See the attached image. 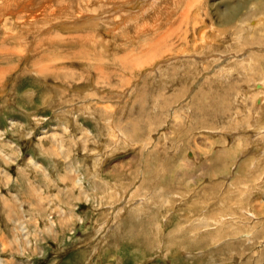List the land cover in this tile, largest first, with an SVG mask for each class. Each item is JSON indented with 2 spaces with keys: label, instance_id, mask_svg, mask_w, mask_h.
Here are the masks:
<instances>
[{
  "label": "rangeland",
  "instance_id": "obj_1",
  "mask_svg": "<svg viewBox=\"0 0 264 264\" xmlns=\"http://www.w3.org/2000/svg\"><path fill=\"white\" fill-rule=\"evenodd\" d=\"M192 1L0 0L5 264H264V8Z\"/></svg>",
  "mask_w": 264,
  "mask_h": 264
},
{
  "label": "bare ground",
  "instance_id": "obj_2",
  "mask_svg": "<svg viewBox=\"0 0 264 264\" xmlns=\"http://www.w3.org/2000/svg\"><path fill=\"white\" fill-rule=\"evenodd\" d=\"M194 1V0H193ZM192 1V2H193ZM243 1H245V2H249V3H252L253 5H252V8L251 9H249L247 12H245L244 14L242 13V5H241V3L243 2ZM238 0L237 1V3L235 4V5H233V6H231V5H229V4H225V5H223V6H219L218 7V12H219V15H220V18H219V20H220V22H221V26H223V27H228V26H230V25H232L234 22H236V20H238V21H240V22H245L246 23V21L245 20H243V18L248 14H251V13H255V14H257L258 13V11H260V10H262L263 8H264V0ZM134 2H136V0H134ZM192 4V3H191ZM124 5V4H123ZM156 5V4H155ZM154 5V6H155ZM190 5V4H189ZM188 5V7L186 8V10H185V13H183V15L185 16H183L184 17V20H187L188 19V17H189V9H190V6ZM150 8H152V7H150ZM149 10V9H148ZM245 11V10H244ZM148 12V11H147ZM146 15V14H145ZM140 16V15H139ZM91 18H96V20L97 21H99L97 18L98 17H96L95 15L93 16V17H91ZM131 20V19H130ZM97 24V23H96ZM95 24V25H96ZM124 26H126V25H124ZM255 26V25H254ZM257 26V25H256ZM109 30V29H108ZM112 30V29H111ZM168 31V30H167ZM172 31V30H171ZM176 32V31H175ZM168 33V32H167ZM172 34V33H171ZM251 38H253L254 39V41H252V42H245L244 44H246V46L248 47V48H252L250 51L248 50L247 52H246V61L244 60L245 58H243V57H241V58H239V56H237L236 55V53H238V49H230V52H233L234 54H232V55H228L227 57H228V59H224V56H221V59L223 58L224 59V61H222L223 62V64L226 66V65H228V66H230V65H232V66H244V65H249V66H264V26H262V25H259L258 26V29L257 30H255L254 32H253V37H251ZM245 39H247L246 38V36H245ZM212 40V37L208 40V42H210ZM245 41H247V40H245ZM249 45H251V46H249ZM246 46L245 47H243L244 49L243 50H245V48H246ZM254 48H256V49H254ZM236 50V51H235ZM225 53H227V52H225ZM239 54V53H238ZM244 55V54H243ZM241 60L240 62L241 63H239V59ZM238 60V61H237ZM244 61V62H243ZM230 62H232V63H230ZM239 67V68H240ZM260 86H263V89H264V82H263V84H261ZM257 90V89H256ZM255 92V91H254ZM260 91H256L255 93V97L256 96H260V93H259ZM261 97H262V95H261ZM261 110H263L264 111V107L261 109ZM262 113V112H261ZM261 113H259V115L260 116H257L256 117V122L255 123H257L258 122V125L256 124V126H258V127H260V125L262 124L261 123V119H262V117L261 116H263ZM264 114V113H263ZM262 121H264L263 119H262ZM13 124H15V122H12V125ZM261 127H262V125H261ZM2 132V130H0V133ZM4 135V134H3ZM31 162H33L34 164H35V166L36 167H38V168H42V170H43V166L42 165H40V164H38L37 162H34V161H31ZM33 164V165H34ZM4 171V170H3ZM71 172H72V170H71ZM7 173V172H6ZM3 175V174H2ZM9 175V174H8ZM8 178V177H7ZM77 182V185H79V186H81L82 185V181L81 180H76ZM33 194H35V193H33ZM6 199V198H5ZM16 199V198H15ZM19 199V198H18ZM12 201V200H11ZM7 202V201H6ZM8 203V202H7ZM6 204V203H5ZM146 204V203H145ZM3 205V204H2ZM5 207V206H4ZM15 207V206H14ZM18 208V207H17ZM8 210V209H7ZM10 210V209H9ZM14 211V210H13ZM13 213V212H12ZM63 214V213H62ZM10 215H12V214H10ZM64 215V214H63ZM8 217V216H7ZM8 218H11V217H8ZM15 223V227H16V229H15V227H14V229L15 230H19L20 232H21V234H23V236H25V240H26V242H27V247H30V240L28 241L27 240V237H28V229H27V227L24 225V223L23 222H14ZM50 227L52 228V229H54V226H55V223L54 222H50ZM18 231V232H19ZM2 242H3V239L1 240ZM12 243H14V242H12ZM11 243V244H12ZM16 244H18V243H16ZM6 245V244H5ZM4 261L5 260H2L1 258H0V264H5L7 261H5V263H4ZM15 262V261H14ZM8 264V263H7Z\"/></svg>",
  "mask_w": 264,
  "mask_h": 264
}]
</instances>
